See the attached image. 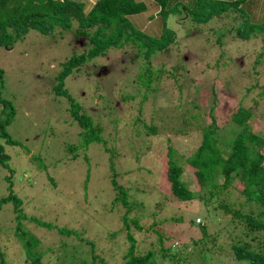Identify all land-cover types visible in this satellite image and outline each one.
Instances as JSON below:
<instances>
[{"label":"rangeland","instance_id":"1","mask_svg":"<svg viewBox=\"0 0 264 264\" xmlns=\"http://www.w3.org/2000/svg\"><path fill=\"white\" fill-rule=\"evenodd\" d=\"M78 1L85 2L86 6L90 3V0ZM244 8L252 22L258 24V16L264 11V0L247 1ZM158 13V7L150 5L148 10L139 14L141 18L135 20L138 23L142 20V30L159 34L161 27ZM176 19L172 16L169 24L185 30L182 21ZM188 21L191 22L189 19ZM207 31L208 28L204 30ZM208 34L198 37H206ZM184 36L185 32L180 31L178 38L183 39L182 43L172 44L171 48L153 58V67L162 69L164 73L161 81L155 82L154 91L148 94V99L144 102L142 96L146 92L143 87L140 90L137 87L143 61L131 65L135 53L133 47L124 50L122 47H112L110 55L97 60L105 66L88 62L83 65V72L72 76L65 86L77 100L83 102L84 111L102 123L104 134L115 129L112 120L121 118L116 129L118 150L122 156L120 162L124 161L120 163V167L128 174L127 177L137 175L134 184L141 185L137 186L139 190L136 187L131 190L132 198L143 204L140 205L143 209H138L139 213L136 215L139 217L137 224L131 222L132 229L130 228L136 241L141 244L136 253L144 254L154 249L159 264H250L247 260L237 259L233 245L256 249L257 238L246 237L241 230L233 228L220 213L215 214L219 220L211 221L214 214L212 215V210L204 200L195 198L190 203L172 200L166 189L162 188V162L166 158V152H172L181 158L188 156L190 149L199 145L202 129L212 125L213 118L220 127L228 125L232 113L238 108L239 97L244 94L238 90L243 87V83L238 81L236 74L245 78L251 86L256 79L264 82V60L254 67L252 56L260 51L261 42L254 40L248 46L249 41L231 42L224 37L221 45L213 42L203 45L202 41L193 43L189 41L191 38ZM213 37L215 39L216 35L213 34ZM86 45L85 37H76L73 30L57 28L51 35L33 30L13 47L0 46V68L5 72V83L0 95L9 99L16 107V114L8 131L17 140V144H7L5 139H1L10 160L9 166L0 165V198L8 195L12 186L18 197L24 200L29 198L31 205L33 201L36 203L33 215L54 226L84 230V240L86 238L95 244H88L81 249L85 253L95 250L100 255L99 259L102 260L96 259L95 264H118L123 260L129 241L125 238L127 230H124L117 233L119 247L113 243L110 232L118 230L117 226L121 225L117 219L107 218L104 223H100L102 216L108 214V217L111 213L105 210L106 205L111 202L110 187L104 170L105 160L97 158L99 154L96 149L94 154L97 156L89 157V165L92 166H88L83 145L67 154L66 147L77 144L82 139L84 127L73 121L68 109L69 102L62 100L66 98H59L53 91L61 62L75 52H82ZM253 47L252 51L249 50ZM247 55L252 56L250 61L246 60ZM219 57L221 63L226 62L228 65L216 77L211 66ZM247 63L255 71L260 70L258 73L253 70L250 82L246 78L250 75ZM171 74L176 77L173 78ZM96 81L105 88L106 95L102 102L105 107L97 104L98 94L93 89ZM113 86H121L126 93L133 94L134 99H125V94L117 89L113 92ZM255 90L259 91L257 88ZM250 97L251 93L246 96L249 102L247 106H250L252 113L260 121L254 128L263 130L261 134L264 137V97L257 96L259 98L255 101H251ZM1 108L0 103V115L3 113ZM193 114L195 115L192 117ZM144 126H153V130L143 128ZM137 129L142 131V136L137 135ZM131 155H135L134 161L129 159ZM98 160L100 162L95 166ZM139 167L141 170L138 171ZM88 168L91 173L87 181V176L84 178L83 174ZM45 169L56 177L62 172L66 179L52 187L45 185ZM130 171L132 172L129 173ZM191 174L187 173L189 186L197 189V180ZM47 175L51 176L50 173ZM85 181L88 183L87 189ZM72 188L76 189V193ZM92 189H99V192L94 194ZM82 190L93 193L87 204ZM67 195L72 197L66 198ZM11 203L3 204L0 209V230L12 231L14 218L9 207ZM24 207L27 208V205ZM130 213L135 216L134 209ZM195 220L206 224L207 234L199 229L200 225ZM18 224L30 232V238L35 236L30 240L31 243H35L36 237L39 238V244L32 245L33 251L38 252L42 248V253L50 247L48 255L55 264H84L85 258L81 253L62 249L60 253L66 254L56 252L54 244L50 243L57 235L54 234V239L49 238L46 231L51 229L41 225L36 227V222L28 219L17 222L14 229ZM161 236L165 238L164 244L173 249L175 259L171 260L163 255ZM17 242L21 248L12 237L1 246H6L4 253L8 261L23 264L26 249L20 240ZM168 253L171 254L170 250Z\"/></svg>","mask_w":264,"mask_h":264},{"label":"trees","instance_id":"2","mask_svg":"<svg viewBox=\"0 0 264 264\" xmlns=\"http://www.w3.org/2000/svg\"><path fill=\"white\" fill-rule=\"evenodd\" d=\"M149 1L99 0L90 14H86V3L78 0H64L62 4L60 0H0V46L13 47L17 42L24 40L25 36L33 30L51 35L54 34L57 28L67 31L73 30L76 37H85L87 40V45L82 52H75L61 62V68L56 76L57 83L53 91L59 98H66L62 100L69 102L68 109L72 113L73 121H77L84 127L82 139L77 144L73 143L67 146V154L76 151L78 147L83 145V148L86 149L85 159L88 166H92L89 165V157L91 155L97 156L94 154L97 150L99 154L97 158L100 157V159L105 160L104 170L110 187L111 199L105 210L111 213L108 217L106 216L108 214L102 216L103 219L100 223H104L107 218L117 219L116 221H120L121 225L117 226L119 227L118 230L110 232L113 243H116L119 247L120 240L117 239V233L124 230H127L125 238L129 241V247L124 253L123 260L118 264H159L160 262L156 258L157 252L154 249H150L144 254L136 253V249L141 244L136 241L131 231V222L137 224L136 221L139 217H136V215L139 213L138 209H143L140 206L143 204L132 198L131 190L134 187L139 190L137 186L141 185L135 186L134 184L137 175L127 177L128 174L124 173L120 167V163L124 161L120 162L122 156L118 150L116 129H118L117 123L121 118L117 117L112 120L111 123L115 129L108 134H104L102 123L100 124L98 120L92 118L91 114L84 111L83 102L77 100L72 91V93L68 91L65 83H68L72 76L82 73L83 65L88 62L97 63L100 67L105 66L97 60L110 55L111 51L109 50L112 47H122L123 50L127 47H133L135 53L131 59V65L143 61L137 87L139 90L143 87L146 92L142 96V102H144L148 99V94L154 91L155 82L160 80L164 73L162 69L153 67V58L158 53H163L166 49L171 48L172 44H181L183 39L178 38L180 31L185 32L184 38L186 36L188 39L191 38L189 39L190 42L198 43L202 41L203 45L210 44V42L221 45L224 42V37L231 42L249 41L248 46L255 42L254 40H258L261 42L260 51L252 54L254 56L253 66L257 67V64L264 60V11L262 15L259 14L258 16L259 21L256 22L258 24H254L255 22H252L253 20L250 19L244 8L245 3L250 0ZM150 5H156L159 9L161 27L159 34L142 30V20L140 23L135 20V18H141L139 14L148 10ZM172 16L182 21L185 30L175 28L172 23L169 24ZM180 26L182 27L181 24ZM206 28L209 31L204 32ZM207 33L209 34L206 37H198ZM213 34L216 35L215 39ZM253 49L254 47L249 50L252 51ZM249 55L246 56L247 61L251 60L252 56L248 57ZM220 58L211 66V70L216 77L228 65L226 62L225 64L221 63ZM243 60L245 61L244 58ZM247 65L250 75L246 78L250 82V77H253V70L255 71V69L253 66L249 67V63ZM175 68L178 69V67ZM258 72L255 71V73ZM174 77L176 76L173 75ZM236 77L239 82L243 83V87L238 90L244 94L239 97L238 108L232 113L228 125L220 127L213 118L212 125L202 129V138L199 145L195 149H190L189 155L186 157L181 158L173 155L172 152H166V158L162 162V188L166 189V192L174 201L179 200L190 203L195 198L204 200L205 204L212 210V215L214 214L211 216V221H214V219L219 220L215 217V214L219 215L220 213L224 219L227 218V222L232 224L233 228L241 230L246 237L257 238L256 249L234 244V252L238 260H247L250 264H264V137L261 134L263 130L254 128L256 123H260L259 117L254 116L250 106H247L249 102L246 100V96L250 93L251 101H255L261 96L264 97V82L256 79L254 86H251L247 84L245 78L238 74H236ZM4 83L5 72L0 68V91ZM98 83L99 81H96L93 87L98 94L97 104L105 107L102 105L106 95L105 88ZM112 88L113 92L117 89L118 92L124 93L125 99H134V95L129 94V92L126 93L125 90L121 89V86H113ZM255 88L259 91L257 92ZM0 103L2 104V112L5 114L0 115V165L9 166L10 155L5 153L1 139H5L7 144H17V140L8 131V126L15 117L16 107L2 95H0ZM143 128L153 130V126H144ZM137 131V135L141 134L140 136H142V131L140 132L139 129ZM134 157L135 155H131L129 159L134 161ZM99 162L100 160L95 163V166ZM46 169L44 170L46 181L43 179L45 185L52 187V185L56 183L58 185V182L66 179L62 172L56 177ZM139 170H141V167L138 168ZM85 172L83 175H85L84 178L87 176L88 181L91 169L88 168ZM188 172L192 173L197 180V189L189 186ZM48 173L51 176L47 175ZM7 180L10 181L8 176ZM87 181H85V189H87ZM10 189L12 191L8 195L0 198V209L3 204L12 202L9 207L14 218L11 232L0 230V264H15L6 258L4 253V247L6 246H1L5 241L11 240V237L16 243L20 240L26 249L23 264H55L48 255L51 252L50 247L44 249L42 253L40 252L43 250L42 248L38 252L33 251L32 245L39 244V238L36 237V240L34 239L35 243H31L30 240L35 236L30 238V232L25 227H20L18 224L14 229L17 222H23L26 219L35 221L36 227L41 225L51 229H46L49 238H53L54 234L57 235V238H53L54 241L52 240L50 243V245L54 244L53 248L56 252L60 253L62 249L63 251L73 250L81 253L85 258L84 264H95L96 259L102 260L99 259L100 255H97L95 250L87 253L82 251L81 247L85 248L88 244H95L94 241L89 242L86 238L84 240L83 235L86 233L84 230H71L58 225L54 226L51 222L33 215L36 212V203L32 200L33 205H31L29 198L24 200L17 196L12 186H10ZM72 189L76 193V189ZM92 190L94 194L99 192V189ZM93 193L82 190L86 204L89 196H92ZM75 196L74 194L73 197L75 198ZM71 197V195L66 196V198ZM25 205H27V208L24 207ZM133 209L135 210V216L130 213ZM195 223L199 224L200 227H205L203 229L199 227V229L207 234L206 224L203 221L201 223V221L195 220ZM53 230L54 232H52ZM164 241L165 238L161 236L160 242L163 244L161 246L163 255L171 260L175 259L176 254H172L173 249L166 246ZM98 244L100 245V243H96V245ZM6 250L8 251L7 248ZM169 250L171 254L168 253Z\"/></svg>","mask_w":264,"mask_h":264},{"label":"clouds","instance_id":"3","mask_svg":"<svg viewBox=\"0 0 264 264\" xmlns=\"http://www.w3.org/2000/svg\"><path fill=\"white\" fill-rule=\"evenodd\" d=\"M64 0H60V3L62 4ZM99 2V0H90V3L85 8V13L90 14V12L95 8L96 4Z\"/></svg>","mask_w":264,"mask_h":264}]
</instances>
